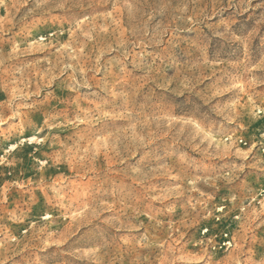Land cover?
<instances>
[{"label": "rangeland", "instance_id": "rangeland-1", "mask_svg": "<svg viewBox=\"0 0 264 264\" xmlns=\"http://www.w3.org/2000/svg\"><path fill=\"white\" fill-rule=\"evenodd\" d=\"M0 264H264V0H0Z\"/></svg>", "mask_w": 264, "mask_h": 264}]
</instances>
